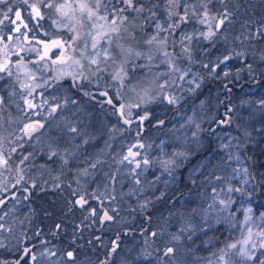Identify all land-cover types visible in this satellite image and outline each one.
Listing matches in <instances>:
<instances>
[{
  "label": "snow or ice",
  "instance_id": "6c2138e0",
  "mask_svg": "<svg viewBox=\"0 0 264 264\" xmlns=\"http://www.w3.org/2000/svg\"><path fill=\"white\" fill-rule=\"evenodd\" d=\"M0 6L5 9L2 12L0 25H3L5 20L12 24L7 32L0 30V80H10L15 75L19 90L26 92V95H22L25 107L19 103L15 105L23 119H17L11 112V105L15 103L12 98L17 93L16 87H12L7 101L5 96L0 94V193L11 192V199H14L16 204H20L21 200H30L32 190L38 187V181L32 177L26 179L25 174V167H30L27 162L33 158V154H22L18 163L14 159L17 149L22 148L21 141L25 137L31 139L34 133L45 135L42 130L47 129L48 143L46 149L41 151H46L50 163L59 161L60 176L65 174L75 153L81 147L80 144L75 143L76 140L83 138V144L89 141L84 130L79 127L78 121L74 122L62 115L69 106L78 107L79 101L71 95L59 98L53 96L50 101L45 100L41 91L39 93L41 102L37 104L34 102V95L38 89L68 77L72 86L69 91L76 89L93 101L99 96L101 107L107 106L111 109V114L117 118V125L122 123L124 130L127 131L134 123L138 122V126L143 125L150 115L147 106L153 102L166 100L168 104L179 103L181 97L175 95L173 91L175 87L183 89L184 84L187 83L190 86L188 90L192 93H196L201 88L203 77L192 73L190 67L181 66L194 60L193 40H206L211 44L219 37L225 44L235 45L238 42L242 46V50L239 51L236 46L226 49L223 58H218L215 63L204 64L202 61H195L208 69L211 75H216V68L234 58H242L247 62L249 50L253 59L258 56L259 60L264 62V47L259 50L256 47L264 42V4L261 5L259 17L243 19L239 34L231 36L226 25L233 22L240 5L230 4L227 0H220V9L215 12L211 0H201L200 3L167 0L164 5L166 18L163 22L160 21L156 11L159 5L150 4L146 9L141 0H38L31 4L28 0H23V6L29 8V18H35L39 22L45 18L44 10H48L51 13L48 18L52 20L54 29L59 32V35L39 40L38 43L42 47L35 49H26L23 46L29 41L28 31L31 30L28 29L27 23L23 24V29L18 23L23 20L21 6L8 4L7 0H0ZM13 14L15 19H12ZM192 18H195L202 28L193 29L191 33L182 30L178 32L181 26ZM45 35L49 34L46 32ZM53 49L59 54L56 55ZM26 50L35 51L37 54L35 61H25L22 58L21 53ZM248 69L251 71V63H248ZM21 73L25 77L23 82L20 81ZM190 75L192 78L186 80ZM228 75L229 73L225 71L224 77L227 78ZM88 87H94L97 91H87ZM200 104L204 106L205 101H200ZM259 104L264 110V99H261ZM45 106H47L46 113H41L39 109H44ZM28 110H35L34 116H29ZM222 115L226 119L213 116L210 124L230 125L235 119L239 134L231 138L235 144L231 141L221 144V148L224 149L234 148L235 154L228 151L227 160H219L214 165L208 161L207 165H203V167L211 165L212 181L216 184H227L226 189L211 187V202L206 206L196 204L191 207L193 203L191 201L172 200L168 217L158 230L141 229L143 240L141 247L122 249L116 241H113L110 250L104 253V259L100 260L97 257L96 262L78 247L69 250L67 247L49 246L50 242L47 240L40 241L39 247L42 251L39 252L36 244L28 246L31 242L23 227L24 220L16 216L17 209L13 206L0 215V249L12 255L14 248L17 258L0 259V264H153L151 259H147L153 255L149 252V248L154 249L155 264H187L186 256L198 251L201 244L205 245L204 250L209 254L207 257H197L201 264H264V211L260 212L259 217H254L250 205L243 209L244 220L240 227V239L221 242L215 235L220 230L218 226L227 225L228 230H233L240 224L233 211L236 203L232 198L233 195L240 193L244 196L247 192V199L250 201L253 194L248 192L246 187H234L224 175H217L216 172L233 161L240 163L241 153L255 142L253 133L264 140V120L258 129L250 127L235 106L229 104H225ZM158 123L162 125L164 121L160 120ZM117 125H113L111 131H117ZM185 125L195 129L191 132V143L197 146L200 145L199 138L202 132L207 131L209 135L215 133V129L211 127L207 130L202 128V122L198 121L195 112L187 118ZM136 136H140L139 131ZM65 137L69 140L65 141ZM36 138L39 140V136ZM137 145L141 149L151 147L139 140L137 144L129 147L127 154L121 155L118 161H114L119 166H126L127 172H121L119 166L115 171L105 172L103 191L98 184L97 188L89 193L82 184V181L89 176L95 179V170L102 164L99 158H88L84 161L87 167L76 168L72 180L67 181L69 186L73 182L77 185L71 193L74 197L73 206L79 205L84 208L88 204L89 197L100 201L103 196L115 201L117 184L123 189L125 182L130 179L128 191H122L121 195L135 196L137 207L142 212H146L152 200L145 197L144 193L154 187L159 177H154L152 181L148 180L147 172L153 161L148 155L133 151ZM185 146H189L187 138H185ZM161 151L167 157L163 142H161ZM190 154L189 151H174L171 157L160 159L159 165L169 177L175 179L173 173L178 167L176 158L181 156L186 158ZM48 167L47 164L40 166L42 170ZM5 172H14L15 176L11 177V180H5L2 178ZM232 172L233 179L237 173L247 177L242 181L245 186L255 180L257 175L248 167L233 168ZM259 175L261 179L258 184L264 189V173ZM60 176L56 179L59 180ZM12 180L14 182H11ZM44 183L46 184L47 181ZM62 183L65 182L54 183L53 187L60 188ZM192 183L195 184L196 181L193 180ZM43 190L41 187V191ZM17 191L21 196L16 195ZM164 195L161 193L155 199L159 200ZM7 200L8 197L0 196V210L7 208ZM243 203L244 201H241V204ZM95 213L96 209H91V214L95 215ZM113 218L108 211H104L103 220L112 221ZM148 220L151 221L150 216ZM173 221L179 223L175 232L169 231ZM55 227L59 230L61 224H56ZM166 232L169 240L163 249L155 246L156 240ZM39 235V232L35 233V236ZM201 236L205 239L197 244L196 240ZM221 243L222 246H219ZM189 244L192 247H188Z\"/></svg>",
  "mask_w": 264,
  "mask_h": 264
},
{
  "label": "rangeland",
  "instance_id": "374dc122",
  "mask_svg": "<svg viewBox=\"0 0 264 264\" xmlns=\"http://www.w3.org/2000/svg\"><path fill=\"white\" fill-rule=\"evenodd\" d=\"M187 2L200 3L201 0H187ZM227 2L230 4L240 5L239 9H237V15L233 19V22L230 25H226L231 36L239 34L241 31L240 25L243 19L252 17L253 13L255 12L261 13V5L264 4V0H227ZM211 3L213 5L214 12L220 9V0H211ZM250 5H254L255 7H249ZM159 9H163L164 11L163 6L161 5H159ZM46 16L49 17L50 15L46 12ZM12 18L15 19V16L13 15ZM163 21L164 18L162 17V22ZM6 23L7 22L5 20L4 24L0 25V30L7 32L8 29L5 25ZM201 28L202 26L199 25L195 18H192L187 24L184 25V31L189 33H191L193 29ZM45 29V31L49 34V38L59 35V32L54 29L52 22L51 25H46ZM30 42L32 43V41ZM36 42L39 41H35V43ZM213 44L215 47H213ZM35 45L36 44H33L30 48L26 49H35L39 47V43L36 46ZM259 45L264 47V42ZM259 45L256 46L257 50L261 48ZM233 46H236L238 51L242 50V46H240L238 42H236L235 45L233 43L225 44L219 39V37L217 38V41H213L211 44L206 40H193L192 48L194 60L191 63L181 66L190 67L192 73L203 77L201 88L198 89L196 93H192L188 90L190 86L187 83L184 84L183 89L175 87L173 89L175 95L181 97L179 103L168 104L166 100H157L153 102L147 106V111L150 115L149 118L144 121L143 125L138 126V122L134 123L131 126V129L127 131L124 130L122 123L117 125V118L111 114V109H109L107 106L101 107L99 101H91V99H88L87 96H84L76 89L69 91L72 86L70 78L68 77H66L63 81L51 83L42 89H38L34 95V102L37 104L41 102V97L39 94L41 91L44 93L43 98L45 100L50 101L51 97L53 96L59 98L65 95H71L74 99L79 101L78 107L69 106L68 109L62 113V115L74 122L78 121L79 127L84 130L85 135H87L89 138V141L87 144H83V138L76 140L75 143L80 144L81 147L75 153L68 166V169L65 170V174L63 176H60L61 167L59 161L57 160L56 163H50L47 159L46 151H41V149H46V144L48 143L46 135L47 129L42 130L45 135L34 133L31 139L25 137V139L21 141L22 148L17 149L14 159H16L18 163V160L21 158L22 154H33V158L27 162L30 167H25V174L26 179L28 177L36 179L38 181V187L36 189H40L46 184H49L53 187L54 183L59 184L61 181L66 182V179H68L70 177V173H72L70 168L71 164L80 163L79 168H83L87 167V164L84 163V161H86L88 158H99L102 161V164L95 170V179H93L92 176H89L86 178V180L82 181V184L85 185L86 190L91 193L97 188L98 184L101 186L100 190L103 191L104 173L110 170L115 171L116 167L119 165L114 163V161H118L121 155L127 154L128 148L137 144V140L141 141L146 146L151 145V147H145L144 149L139 148L138 145L137 147L133 148V151H139L142 154H146L148 155L149 159L153 161V164L147 172L148 180L152 181L154 177H159V180L155 183L154 187L144 193L145 197L152 200V204L146 211L150 212L149 216L151 217V221H149L148 218L145 221L142 220L143 214L145 212H142L137 207V198L135 196L128 197L121 195L122 191H128L130 179L125 182L123 189H121L120 185L117 184V199L115 201H109L103 196L99 201L101 202L103 199L104 201L106 200V202L111 204L112 211L114 212V218L112 221L102 219L104 211H107V209H96L95 207H89L86 210L89 214L88 217L92 221L95 220L96 222H103L105 226L104 234L108 233V235H104L100 239L107 247L106 249L111 248L113 241H116L122 249H127L129 247H141L143 244L142 232L140 229H138L140 228L139 224L141 221L142 223L147 221L145 224L146 229H149L150 231L158 230V228L164 224L165 218L168 217V209L172 200L191 201L193 202L190 205L191 207L196 206V204H203L206 206L207 203L211 202V187L215 186L217 188H227L226 183L216 184L215 181L210 179V171L212 170L211 165H208V167H203V165L208 164V161H211V164L214 165L219 160H227L228 151H232L233 154H235L234 148L224 149L221 148V144H227L230 141L232 144H235V141L231 140V138L239 134L236 128L235 119L230 125H218L216 123L210 124L213 116L226 119V117L222 116L225 109L223 105L221 106V101L224 98L222 97V94H225V92L221 91L214 82L217 79H230L233 81L235 80L236 83H240V81H242L241 79L254 78L255 80H253V82L256 83V79L264 75V67L261 66V64H264V62H261L258 56L253 59L251 56V50H249V59L247 62H245L242 58H234L231 61L222 64L219 68H216V75H211L208 69H205L202 67L201 63H197L195 61H202L204 64H208L209 62L215 63L218 58H223L226 49H230ZM169 50L171 51V49ZM53 52L56 55L59 54L55 49H53ZM24 53L28 54V57L31 59V61H35L37 58L35 51L26 50ZM248 63L252 64L251 71L248 69ZM29 66L31 67V65ZM13 71H16L15 65H13ZM225 71L229 73L227 78L224 77ZM191 78L192 76L190 75L186 78V80ZM24 80L25 77L23 76V73H21L20 81L23 82ZM255 83L253 86L246 89L241 87L240 90H236L235 92L229 90L230 94H233L232 97H229V105L235 106V109L239 111L246 121H248L250 127L258 129L262 120H264V110L261 109L259 104V101L264 99V85H262L263 81H260L257 84ZM3 85H5V88L9 90L7 93L8 96L9 92L12 90V87H16L17 93L12 98L15 103L11 105V110L14 111L11 112L12 115L17 119H23L15 105L16 103H19L22 107H25L23 105L22 95H26V92L19 90L15 75L10 80H0V94H2L1 86ZM86 90L93 92L97 91L94 87H88ZM202 100L205 101L204 106H201L200 104V101ZM46 110L47 106H45L44 109H39L41 113H46ZM34 111L35 110H28L27 114L29 116H34ZM193 112L196 113L198 121L202 122L203 129L207 130L209 127L215 129V133L213 135H209L207 131H204L200 134L199 146L191 143V132L195 129L185 125V121L193 114ZM249 117H251V119H249ZM160 120H163L164 124H159L158 121ZM24 122H27V120H24ZM149 124H151V126H148ZM113 125H117L118 128V130L115 132L111 131ZM182 125L185 126L181 127ZM137 131L140 132L139 137L136 136ZM17 135H19L18 131ZM37 136H39V140H37ZM185 138H187L189 145L188 147L185 146ZM13 139H15V137ZM64 139L65 141L69 140L68 137H65ZM256 140L264 144V140L260 139V137L256 138ZM161 142H163L164 152L167 153V157L161 151ZM13 146H15V144H13ZM5 147L7 148V145ZM174 151H189L191 153L186 158L182 156L176 158L178 167L173 173V177L175 179L169 177L167 172H165L164 169L159 165L160 159L171 157ZM45 164H47L49 167L48 169L42 170L40 166ZM119 167L121 168V172H127L126 166ZM237 167H248L253 172L251 164L247 162L244 152H242L239 164H237L236 161H233L230 165L217 171L216 174L224 175L234 187H246L248 192H252L253 194L250 201L247 199V192L244 194V196H241L240 193H235L233 195L232 198L236 201L233 211L236 213V220L239 221L240 224L233 230H228L227 225L218 226L219 228L223 229V240H221L220 230L216 232L215 235L221 240V242L224 240H237L241 238L240 227L242 226V222L244 220V208L250 205L253 209L254 217H259V214L257 213L258 209L256 207L259 202L257 200L255 190V180L250 181L249 184L245 186L242 184V181L247 177L237 173L233 179L232 169ZM41 172L43 173L42 175ZM14 176V172H5L2 178L5 180H11V177ZM57 176H60L59 180L56 179ZM193 180L196 181L195 184L192 183ZM44 181H47V183L45 184ZM11 182H14V180ZM161 193H164L165 195L159 200L155 199V197L160 196ZM16 195L21 196V193L17 191ZM221 195L223 198V194ZM0 196L8 197V206L7 208L0 210V215H2L4 211H9L13 208V206H15L17 209L16 216L21 220H24L23 227L26 231L28 228L26 225H29L34 217L33 211H29L30 209L33 210L29 204V200H21L20 204H16V201L11 199V192L0 193ZM89 199L93 201L96 200L92 197H89ZM89 199L88 202H90ZM241 201H244V203L241 204ZM109 208L111 207L109 206ZM91 209H96L95 215L91 214ZM154 209L156 212L152 213ZM237 209L240 210L237 211ZM109 215L112 214L109 213ZM26 216L27 219H25ZM172 225L173 226L171 229H169V231L175 232L179 227V223L173 221ZM123 230H127L126 235L128 237L124 233L120 234L119 239L112 237V235H115L117 232ZM26 232L28 235L29 229ZM204 239L205 238L201 236L199 240H196V243L200 244V241ZM168 240L169 236L166 232L163 236L156 240L155 246L163 249L165 243ZM219 246H222V243ZM188 247H192V245L189 244ZM204 247L205 245L201 244L198 251L188 254L186 256L187 264H201L197 257L203 258L209 255L208 252L204 250ZM148 250L149 252H152L153 255L147 259H151L153 264H155L154 249L149 248ZM12 251L13 254H15L14 248ZM39 251H42V249L38 250V252ZM7 254L8 253L4 249H0V259H2V255Z\"/></svg>",
  "mask_w": 264,
  "mask_h": 264
},
{
  "label": "trees",
  "instance_id": "16d2710c",
  "mask_svg": "<svg viewBox=\"0 0 264 264\" xmlns=\"http://www.w3.org/2000/svg\"><path fill=\"white\" fill-rule=\"evenodd\" d=\"M38 0H28V2L35 3ZM8 4H15L17 6H21L22 16L23 20L18 22L21 24V27L23 29V24L27 23L28 29L31 31H28L29 35V41L26 42L23 46L25 48H30L33 44H38V42L35 43V41L39 40H46L49 39V35L46 36V29L45 26L51 25L52 20H50L46 16V12L51 15L48 10L45 11V18L42 20H37L35 18H29V8L27 6H23V0H8ZM145 4V8L153 3V4H159L163 6V9L156 10L158 12L160 21L162 22V17L166 18V10L164 5L166 4L167 0H141ZM5 9L0 6V19L2 18V12ZM145 14H147L145 12ZM14 15V14H13ZM12 15V17H13ZM261 13H256L255 16L252 15V18L255 19L259 17ZM47 17V19H46ZM13 19V18H12ZM54 19V17H53ZM6 27L9 29L12 27V24L10 21L6 20ZM50 22V23H48ZM154 27V26H153ZM1 29V27H0ZM184 31V25L181 26V29L179 31ZM8 31V30H7ZM27 31V30H24ZM23 39V37H21ZM32 41V43L30 42ZM35 45V46H36ZM261 47V45H259ZM39 47H42L39 45ZM22 58L25 61H31V59L28 57L27 53H21ZM262 67H264V64H261ZM240 83H236L235 80H226V79H217L215 80V84L220 88L221 91H224L225 94H222V97H224L221 101V106L223 105L225 109V104H229L230 98L233 94H230L229 90H232L235 92L236 90H240V88H248L253 86L255 82H253V79L244 78L241 79ZM263 81L262 85H264V75L256 79V83ZM227 86V87H225ZM6 86H1L2 94L5 96L6 101L8 99V91ZM6 89V90H5ZM88 99H90L87 96ZM101 98L97 97V101H100ZM93 101V100H91ZM7 111V109H6ZM14 111V110H11ZM223 116V115H222ZM148 126H151L149 124ZM259 136L256 133H253V139L254 143L249 146V148L244 152V156L248 163L251 164L253 172L258 174L255 177V190L257 195V200L259 204L256 205L257 213L260 214L261 211H264V208L262 205H264V189H262L258 181L261 179L260 173H264V144L257 141L256 138ZM251 157V158H249ZM80 167L79 164H71L70 168L72 170V173H70V177L66 179L67 181L72 180V177L74 175V170L76 168ZM62 183L60 188L52 187L49 184H46L43 187V191H41V188L32 190V196L29 200L30 206L33 208L34 217L32 219V222H30L29 225H26L28 232V238L30 240V244L28 246H31V244L37 245V252L41 248L39 247L40 241L47 240L50 242L49 246L51 245H57L59 247H67L69 250H72L73 248H79L85 255L92 258L94 262L97 261V257H99L100 260L104 259V253L110 249H106L107 247L104 245V243L101 241V237L104 235H108V233H105V226L102 221L96 222L95 220H91L88 217L87 208L89 207H95L98 208H104L107 209L109 213L114 215V212L112 211V206L110 203L104 201L102 199L101 202L95 200H90L88 204L81 208L79 205L73 206L72 201L74 197L71 195L72 191L77 188V185L73 182L69 186L67 183ZM46 187V188H45ZM81 191H83L81 189ZM78 198V197H76ZM110 201V200H109ZM109 206L111 208H109ZM156 212L154 209L152 213ZM150 212H145L143 214V221H145L149 217ZM146 222L142 223L140 222V228L138 229H146ZM56 224H61V228L59 230L56 229ZM39 232V236H35V233ZM127 233V230H123L120 232H117L115 235H112L113 238H117V236H120V234ZM221 233V240H223V229L220 228ZM111 236V234H110ZM127 236V235H126ZM128 237V236H127ZM89 241L91 243H89ZM2 259H10L14 260L17 258L16 254L12 255H2Z\"/></svg>",
  "mask_w": 264,
  "mask_h": 264
},
{
  "label": "flooded vegetation",
  "instance_id": "af4514ba",
  "mask_svg": "<svg viewBox=\"0 0 264 264\" xmlns=\"http://www.w3.org/2000/svg\"><path fill=\"white\" fill-rule=\"evenodd\" d=\"M121 241H122V239H121Z\"/></svg>",
  "mask_w": 264,
  "mask_h": 264
}]
</instances>
